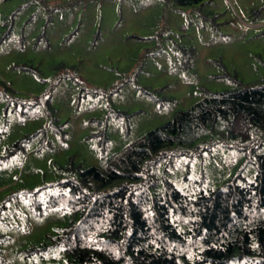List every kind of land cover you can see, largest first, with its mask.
Returning a JSON list of instances; mask_svg holds the SVG:
<instances>
[{
	"label": "rangeland",
	"instance_id": "obj_1",
	"mask_svg": "<svg viewBox=\"0 0 264 264\" xmlns=\"http://www.w3.org/2000/svg\"><path fill=\"white\" fill-rule=\"evenodd\" d=\"M256 85L264 0H0V264H66V182L205 94ZM257 154L264 131L217 123L157 157L156 191L252 183Z\"/></svg>",
	"mask_w": 264,
	"mask_h": 264
},
{
	"label": "trees",
	"instance_id": "obj_2",
	"mask_svg": "<svg viewBox=\"0 0 264 264\" xmlns=\"http://www.w3.org/2000/svg\"><path fill=\"white\" fill-rule=\"evenodd\" d=\"M217 123L245 143L264 131V85L205 94L66 182L64 202L80 216L59 237L66 264H264V154L256 155L252 183L232 181L196 199L167 180L165 190L156 191L157 157L202 139Z\"/></svg>",
	"mask_w": 264,
	"mask_h": 264
}]
</instances>
